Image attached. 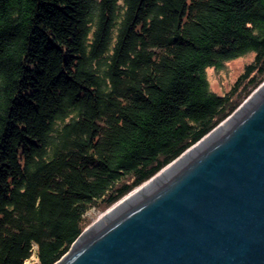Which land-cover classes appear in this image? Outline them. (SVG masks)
I'll return each mask as SVG.
<instances>
[{
	"label": "trees",
	"instance_id": "trees-1",
	"mask_svg": "<svg viewBox=\"0 0 264 264\" xmlns=\"http://www.w3.org/2000/svg\"><path fill=\"white\" fill-rule=\"evenodd\" d=\"M263 82L264 0H0V264H56Z\"/></svg>",
	"mask_w": 264,
	"mask_h": 264
},
{
	"label": "water",
	"instance_id": "water-1",
	"mask_svg": "<svg viewBox=\"0 0 264 264\" xmlns=\"http://www.w3.org/2000/svg\"><path fill=\"white\" fill-rule=\"evenodd\" d=\"M56 264H264V82Z\"/></svg>",
	"mask_w": 264,
	"mask_h": 264
},
{
	"label": "rangeland",
	"instance_id": "rangeland-1",
	"mask_svg": "<svg viewBox=\"0 0 264 264\" xmlns=\"http://www.w3.org/2000/svg\"><path fill=\"white\" fill-rule=\"evenodd\" d=\"M251 58V55H248L247 57H238L228 63V68L226 70H222L219 72L209 70L208 74L209 78L211 79L212 89L220 93H223L225 90L229 89L231 83H233L237 79L238 75L243 70L245 63L248 62ZM90 215L92 217V220H94L99 216V213L94 211Z\"/></svg>",
	"mask_w": 264,
	"mask_h": 264
}]
</instances>
